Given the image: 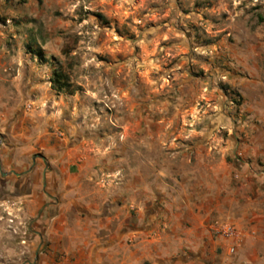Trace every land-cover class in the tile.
Returning <instances> with one entry per match:
<instances>
[{
	"label": "rangeland",
	"instance_id": "1",
	"mask_svg": "<svg viewBox=\"0 0 264 264\" xmlns=\"http://www.w3.org/2000/svg\"><path fill=\"white\" fill-rule=\"evenodd\" d=\"M255 114L264 0H0V264H68L38 222L68 181L99 202L141 182L148 147L249 145Z\"/></svg>",
	"mask_w": 264,
	"mask_h": 264
},
{
	"label": "crops",
	"instance_id": "2",
	"mask_svg": "<svg viewBox=\"0 0 264 264\" xmlns=\"http://www.w3.org/2000/svg\"><path fill=\"white\" fill-rule=\"evenodd\" d=\"M257 132L240 147L222 146L214 134H190L168 149L159 142L141 154V182H127L123 193L107 188L96 202L68 181L38 222L60 237L68 264H264V255L251 254L264 253V132ZM225 224L235 230V259L217 234Z\"/></svg>",
	"mask_w": 264,
	"mask_h": 264
},
{
	"label": "trees",
	"instance_id": "3",
	"mask_svg": "<svg viewBox=\"0 0 264 264\" xmlns=\"http://www.w3.org/2000/svg\"><path fill=\"white\" fill-rule=\"evenodd\" d=\"M53 86L61 91L73 94L72 85L69 81V77L65 75L61 69L55 70L54 77L52 79Z\"/></svg>",
	"mask_w": 264,
	"mask_h": 264
},
{
	"label": "built area",
	"instance_id": "4",
	"mask_svg": "<svg viewBox=\"0 0 264 264\" xmlns=\"http://www.w3.org/2000/svg\"><path fill=\"white\" fill-rule=\"evenodd\" d=\"M217 234L227 241L234 240L236 237L234 228L226 224L219 226ZM231 251H234V247L231 248Z\"/></svg>",
	"mask_w": 264,
	"mask_h": 264
}]
</instances>
